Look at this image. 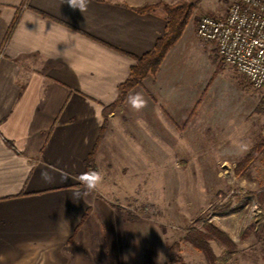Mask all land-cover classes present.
I'll return each instance as SVG.
<instances>
[{
  "label": "crops",
  "instance_id": "obj_1",
  "mask_svg": "<svg viewBox=\"0 0 264 264\" xmlns=\"http://www.w3.org/2000/svg\"><path fill=\"white\" fill-rule=\"evenodd\" d=\"M155 1L86 0L81 12L64 0H0V264H164L162 251L149 256L146 228L87 187L98 184L89 172L106 157L120 168L132 155L191 153L182 148L210 131L243 125L238 100L214 82L237 72L197 37V8L157 71L104 116L165 30L161 8L137 10Z\"/></svg>",
  "mask_w": 264,
  "mask_h": 264
},
{
  "label": "rangeland",
  "instance_id": "obj_2",
  "mask_svg": "<svg viewBox=\"0 0 264 264\" xmlns=\"http://www.w3.org/2000/svg\"><path fill=\"white\" fill-rule=\"evenodd\" d=\"M178 1L139 8L164 11V4ZM182 1L192 4V13L203 10L196 24L201 15H218L214 11L228 4ZM214 77L217 93L235 104L238 100L236 119L243 128H230L228 136L210 131L195 146L182 148L191 153L132 155V165L120 168L106 157L108 162L92 170L102 177L95 190L115 202L133 225L146 228L149 256L162 251L164 264H264V90L253 89L238 73L237 82L218 72ZM224 136L227 146H220ZM207 225L217 230L209 233Z\"/></svg>",
  "mask_w": 264,
  "mask_h": 264
},
{
  "label": "built area",
  "instance_id": "obj_3",
  "mask_svg": "<svg viewBox=\"0 0 264 264\" xmlns=\"http://www.w3.org/2000/svg\"><path fill=\"white\" fill-rule=\"evenodd\" d=\"M222 16L203 14L196 34L256 90H264V0H227Z\"/></svg>",
  "mask_w": 264,
  "mask_h": 264
},
{
  "label": "trees",
  "instance_id": "obj_4",
  "mask_svg": "<svg viewBox=\"0 0 264 264\" xmlns=\"http://www.w3.org/2000/svg\"><path fill=\"white\" fill-rule=\"evenodd\" d=\"M152 7L153 6L137 8V10L140 12H144L152 9ZM192 7L193 6L191 3L182 0L173 4L163 5L166 20L165 30L163 34L156 39L152 50L135 58V62L129 68L127 78L118 86L117 98L111 104L104 108L103 114L105 117L117 106L119 102L123 100L126 93L130 89L139 84L144 77L149 74L153 75L157 71L167 51L176 43V41L181 36L192 14ZM17 18L18 16H15V18L13 19L9 27L7 37L13 29ZM207 228L209 229V233L217 230L210 225H207ZM219 238L222 239V237Z\"/></svg>",
  "mask_w": 264,
  "mask_h": 264
},
{
  "label": "clouds",
  "instance_id": "obj_5",
  "mask_svg": "<svg viewBox=\"0 0 264 264\" xmlns=\"http://www.w3.org/2000/svg\"><path fill=\"white\" fill-rule=\"evenodd\" d=\"M64 2H66L69 5V7L73 9H79L81 12H83L86 8V0H64ZM41 175L42 178H44L46 181H49L51 179V177L47 173H42ZM92 175L95 176L96 182H99L102 179L99 173L93 172ZM95 186H96L95 183H89L87 185L89 189H93L95 188ZM78 198L80 197L77 196L76 199Z\"/></svg>",
  "mask_w": 264,
  "mask_h": 264
}]
</instances>
